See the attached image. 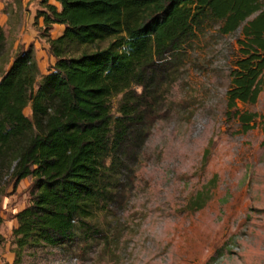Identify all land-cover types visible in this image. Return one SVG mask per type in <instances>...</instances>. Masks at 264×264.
I'll use <instances>...</instances> for the list:
<instances>
[{
    "label": "trees",
    "instance_id": "trees-1",
    "mask_svg": "<svg viewBox=\"0 0 264 264\" xmlns=\"http://www.w3.org/2000/svg\"><path fill=\"white\" fill-rule=\"evenodd\" d=\"M56 1L59 9L40 0L35 15L55 58L48 73H40L31 47L19 48L0 68V194L32 178L29 204L16 213L19 248L76 240L83 246L100 240L108 248L113 236L95 218L114 201L124 170L160 115L170 65L212 22L223 34L241 27L227 107L240 132L254 127L256 112L231 109L237 101L256 102L262 90L264 0ZM56 23L64 28L51 37ZM4 41L0 25V58ZM208 194L197 191L190 210L200 209Z\"/></svg>",
    "mask_w": 264,
    "mask_h": 264
},
{
    "label": "rangeland",
    "instance_id": "rangeland-1",
    "mask_svg": "<svg viewBox=\"0 0 264 264\" xmlns=\"http://www.w3.org/2000/svg\"><path fill=\"white\" fill-rule=\"evenodd\" d=\"M38 9L40 0H0V68L28 47L41 74L52 67ZM218 27L212 22L197 33L168 69L160 115L124 170L114 201L95 218L113 236L111 245L76 240L19 248L13 231L16 213L31 199L32 178L26 177L0 194V264H264V69L256 102L237 101L231 109L258 115L252 129L240 132L226 92L243 35L241 27L228 34ZM119 98H112L114 115ZM24 113L31 117L29 105ZM206 190L209 199L190 210L195 193Z\"/></svg>",
    "mask_w": 264,
    "mask_h": 264
},
{
    "label": "crops",
    "instance_id": "crops-1",
    "mask_svg": "<svg viewBox=\"0 0 264 264\" xmlns=\"http://www.w3.org/2000/svg\"><path fill=\"white\" fill-rule=\"evenodd\" d=\"M49 3L54 4L58 9L60 8V5H59V3L56 0H53L52 2L49 0ZM41 21H42V18H41ZM63 28H64L63 24H57V23L54 24L53 28L51 29V31H55L56 34H53V32H52L51 37H57L58 35H60L62 30H63ZM46 47L49 48V45L46 44ZM49 55H50L51 58H54L50 53H49Z\"/></svg>",
    "mask_w": 264,
    "mask_h": 264
}]
</instances>
